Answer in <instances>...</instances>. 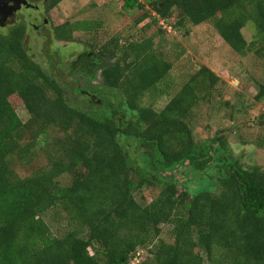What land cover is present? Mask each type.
Listing matches in <instances>:
<instances>
[{
	"label": "trees",
	"instance_id": "obj_1",
	"mask_svg": "<svg viewBox=\"0 0 264 264\" xmlns=\"http://www.w3.org/2000/svg\"><path fill=\"white\" fill-rule=\"evenodd\" d=\"M61 1L47 0L48 8ZM149 2L172 28L169 17L176 10L177 26L211 22L234 51L245 54L255 46L264 56V0ZM144 7L139 0L123 3L124 9ZM148 17L143 13L136 22ZM248 23L255 29L250 45L242 32ZM99 26L93 19L66 21L54 35L69 41L75 31ZM26 37L25 24L0 33V264H128L140 248L151 254L141 264H264V171L243 166L219 137L197 141L188 122L200 100V80L207 87L219 80L211 69L202 66L157 110L142 101L147 93H165L160 84L172 63L155 51L151 37L124 43L113 37L98 56L86 55L91 69L94 56L100 61L98 87L91 84L93 72L72 77L77 66L70 81L44 69L30 55ZM102 85L121 93L129 116L100 114L105 98L100 104L85 92L96 87L101 94ZM13 95L23 99L27 122ZM256 96L264 98V85ZM38 148L47 164L21 176L13 160H29ZM182 165L216 177L218 191L181 188L173 174ZM65 173L71 175L68 185L59 180ZM159 183L155 199L138 201V190ZM52 208L68 215L72 227L63 235H55L44 218ZM162 224L172 225L173 242L153 244Z\"/></svg>",
	"mask_w": 264,
	"mask_h": 264
},
{
	"label": "rangeland",
	"instance_id": "obj_2",
	"mask_svg": "<svg viewBox=\"0 0 264 264\" xmlns=\"http://www.w3.org/2000/svg\"><path fill=\"white\" fill-rule=\"evenodd\" d=\"M139 1L145 5L143 9H124V0H62L49 9L47 1L31 0V3L39 4V10L50 23L39 33L30 24H42L39 10L23 9L25 12L21 13L20 22L27 27L26 45L30 55L53 75L68 80L79 61L76 60L78 55L92 52L98 56L101 45L113 37H118L121 43L151 37L155 51L170 61L172 68L160 84L165 93H147L142 103L162 109L193 74L202 66H207L219 80L209 87L206 79L200 80V100L188 116L196 140L210 143L219 137L226 142L231 156L243 166L249 169L259 166L264 171V98L256 96L264 85V56L255 52V46L245 54L234 51L211 22L194 25L187 21L177 26L180 16L176 10L169 17L174 27L163 29L161 19H158L149 0ZM143 13H149V17L137 23L136 19ZM155 17L157 21H154ZM80 19H93L100 26L93 31H75L69 41L54 35L55 26ZM9 30L10 27L0 26V33L6 34ZM242 32L250 45L255 39L253 24L248 23ZM100 71H96L91 83L97 87L103 83ZM71 76L78 77L79 73L74 72ZM82 82L85 84V81ZM90 90H94L100 104L104 98L106 100L100 114L111 116L117 111L130 115L121 93L114 88L102 85L99 89L102 95L97 93L96 87H90ZM11 100L20 118L27 122L31 115L23 99L13 95ZM47 161L44 152L38 148L33 158L24 161L15 158L12 163L21 176H26ZM173 176L181 188L186 187L190 192L209 186L215 188L214 191L219 189L216 177L211 178L205 172L197 174L188 165L180 166ZM59 180L68 185L71 175L65 173ZM160 190L159 183L144 187L135 194L138 201L149 203L160 194ZM44 218L55 235H63L72 227L68 215L58 209L48 210ZM171 228V224H162L161 233L153 244L158 240L173 242ZM83 231L87 233L86 229ZM90 252L94 253L93 249L90 248ZM142 255V261L151 257L147 249Z\"/></svg>",
	"mask_w": 264,
	"mask_h": 264
},
{
	"label": "flooded vegetation",
	"instance_id": "obj_3",
	"mask_svg": "<svg viewBox=\"0 0 264 264\" xmlns=\"http://www.w3.org/2000/svg\"><path fill=\"white\" fill-rule=\"evenodd\" d=\"M43 1H47V0H43ZM28 8V9H36L39 10V4H34L31 3V0H0V26L2 27H13L15 25L18 24H24L21 23V13H24L25 11L23 9ZM40 14L39 17L42 20V24H34L31 23L33 25V28L37 29V31L39 33H41L43 31V27H46L47 25H49L50 21H48V19L46 18V16L44 15L43 12H41V10H39ZM90 56L92 57L94 54L92 52H88V53H82L80 55L77 56L76 60H80L81 63L75 64V66H77L80 70L79 76L78 77H83L86 78L88 77V73L93 72L96 73V71L100 68H98V65L100 63V61L98 60V58L96 56H94L93 58V69H91L90 66H88V64H85V57ZM86 70L85 73L84 71ZM95 75V74H94ZM77 78V77H76ZM93 80V79H92ZM94 91H86V96H88L91 100L94 101H100L98 100V97L96 94L93 93Z\"/></svg>",
	"mask_w": 264,
	"mask_h": 264
},
{
	"label": "built area",
	"instance_id": "obj_4",
	"mask_svg": "<svg viewBox=\"0 0 264 264\" xmlns=\"http://www.w3.org/2000/svg\"><path fill=\"white\" fill-rule=\"evenodd\" d=\"M160 22H162V23H160V24H163V26L164 27H166V28H168L169 30H171L172 29V27L171 26H168L166 23H165V21L164 20H160ZM143 252H144V249L143 248H140V249H138L135 253H134V255L131 257V259H130V261H129V263L128 264H141L143 261Z\"/></svg>",
	"mask_w": 264,
	"mask_h": 264
}]
</instances>
